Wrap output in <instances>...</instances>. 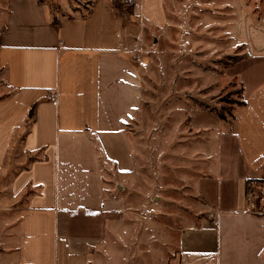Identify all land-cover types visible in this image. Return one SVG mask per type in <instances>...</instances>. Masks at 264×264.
<instances>
[{
    "label": "crops",
    "instance_id": "crops-1",
    "mask_svg": "<svg viewBox=\"0 0 264 264\" xmlns=\"http://www.w3.org/2000/svg\"><path fill=\"white\" fill-rule=\"evenodd\" d=\"M89 1L87 12L59 21L42 0H8L5 9L0 178H9L15 205L0 197V211L15 219L16 236L5 222L0 242L10 264H95L126 214L105 177L120 190L119 179L137 170L127 130L144 104L136 52L145 25L164 27L168 16L165 0H135L127 15L120 0ZM241 17L246 105L227 127L205 111L191 120L196 131L219 133L216 173L197 184L215 229L184 235L203 248L183 249L179 264H264V212L251 211L248 194L250 181H264V22L249 32Z\"/></svg>",
    "mask_w": 264,
    "mask_h": 264
},
{
    "label": "rangeland",
    "instance_id": "rangeland-1",
    "mask_svg": "<svg viewBox=\"0 0 264 264\" xmlns=\"http://www.w3.org/2000/svg\"><path fill=\"white\" fill-rule=\"evenodd\" d=\"M42 1L57 21L91 5L89 0ZM7 3L0 0V32ZM165 9L167 24H146L136 52L144 104L127 130L137 170L119 179L120 190L114 175L105 177L107 194L122 198L126 214L98 248L95 264H179L183 249L203 248L201 239L184 235L211 236L215 229V213L205 208L197 184L216 173L219 133L194 130L192 114L205 111L219 118L221 112L226 127L238 121L245 101L239 65L249 49L237 39L241 15L251 32L256 21L264 22V0H165ZM7 179L0 178V197L12 207ZM250 187L251 211L264 212V184ZM5 222L13 223L8 231L13 239L15 219L0 211V239ZM4 248L0 242V264H10Z\"/></svg>",
    "mask_w": 264,
    "mask_h": 264
},
{
    "label": "built area",
    "instance_id": "built-area-1",
    "mask_svg": "<svg viewBox=\"0 0 264 264\" xmlns=\"http://www.w3.org/2000/svg\"><path fill=\"white\" fill-rule=\"evenodd\" d=\"M134 4H135V0H120V2L118 3V6L122 14H127L128 7H131ZM249 195L252 196L251 193Z\"/></svg>",
    "mask_w": 264,
    "mask_h": 264
},
{
    "label": "trees",
    "instance_id": "trees-1",
    "mask_svg": "<svg viewBox=\"0 0 264 264\" xmlns=\"http://www.w3.org/2000/svg\"><path fill=\"white\" fill-rule=\"evenodd\" d=\"M245 105H246V102L243 101L242 104H241L242 108H243ZM217 115H218V117H219L222 121H225V122L228 121L227 117H226L224 114H222L221 112H218ZM230 116L232 117V115H230ZM253 183L264 184V181H250V182L248 183V185L250 186V185L253 184Z\"/></svg>",
    "mask_w": 264,
    "mask_h": 264
}]
</instances>
